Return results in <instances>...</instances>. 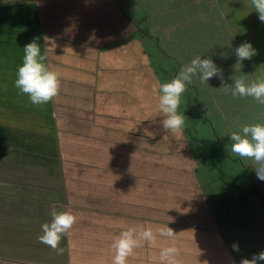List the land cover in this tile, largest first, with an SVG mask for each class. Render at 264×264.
<instances>
[{"label": "crops", "instance_id": "1", "mask_svg": "<svg viewBox=\"0 0 264 264\" xmlns=\"http://www.w3.org/2000/svg\"><path fill=\"white\" fill-rule=\"evenodd\" d=\"M216 2L233 38L234 70L247 83L264 79V22L251 0ZM139 34L118 0H0L1 251H43L48 264H112L122 231L168 225L174 237L141 242L127 264H166L160 253L168 247L177 250L176 264H240L197 179L186 135H176L185 148L174 154L184 164L146 160L161 156L146 150L150 136L173 135L163 129L161 83ZM33 40L61 81L40 106L14 87ZM245 42L257 54L237 63L235 49ZM53 209L76 217L62 254L38 240Z\"/></svg>", "mask_w": 264, "mask_h": 264}, {"label": "rangeland", "instance_id": "2", "mask_svg": "<svg viewBox=\"0 0 264 264\" xmlns=\"http://www.w3.org/2000/svg\"><path fill=\"white\" fill-rule=\"evenodd\" d=\"M216 1L118 0L122 12L139 30L137 36L141 37L150 66L161 84L174 79L182 67L198 56L212 59L222 69L225 84L232 85L237 78L245 80V72L240 76L234 70L233 38ZM220 88V78L213 77L207 83H201L197 74L192 83L186 85L178 111L185 115L182 132L187 144L197 160H202L197 179L226 242L241 262L264 251V208L252 189L254 183H259L262 188L264 184L258 178L253 181L252 160L231 153L229 135L242 132L245 125H264V105L252 97H234L231 89L224 91ZM178 138L150 136L144 142L146 150L161 156L147 157L146 160L162 166L184 164L182 157L174 158L175 152L181 154L185 148ZM205 156H209V160H204ZM3 233L2 230L0 235ZM234 244L238 245V251L233 249ZM26 251L19 257L1 251L0 259H13L23 264H48L46 252Z\"/></svg>", "mask_w": 264, "mask_h": 264}, {"label": "clouds", "instance_id": "3", "mask_svg": "<svg viewBox=\"0 0 264 264\" xmlns=\"http://www.w3.org/2000/svg\"><path fill=\"white\" fill-rule=\"evenodd\" d=\"M255 11L259 14V20L264 22V0H251ZM23 63L18 67L14 81V87L19 94L26 95L29 102L34 106L49 103L60 91L61 81L59 73L50 69L47 64V53L41 50L40 44L33 40L23 47ZM237 63L250 60L254 57L256 49L249 42L242 43L235 49ZM199 74L201 83H207L209 79L218 77L221 79V90L231 89L232 95L239 97H252L259 104L264 105V79L246 83L243 78L233 80L232 85L223 81L222 69L218 68L210 58L201 59L200 56L193 59L190 64L184 66L178 75L169 82L160 85L158 107L163 115L162 126L171 135H179L185 123V115L180 114L178 109L181 95L186 90V85L192 83L194 76ZM231 153L241 159H250L254 162V171L257 178L264 181V125L254 124L242 127V132H232L230 135ZM51 222L42 225V235L38 237L40 243L55 250L58 254L63 253L60 247L62 237L68 233L76 222V217L67 211L51 212ZM157 235L161 237H174L173 230L168 225L160 226L155 231L152 227L129 228L117 236L111 247L114 250L112 264H127V260L134 254V249L141 242L156 243ZM238 251V245H233ZM177 250L168 247L161 251V261L166 264H176ZM264 262V251L254 254L251 259H242L240 264H259Z\"/></svg>", "mask_w": 264, "mask_h": 264}, {"label": "trees", "instance_id": "4", "mask_svg": "<svg viewBox=\"0 0 264 264\" xmlns=\"http://www.w3.org/2000/svg\"><path fill=\"white\" fill-rule=\"evenodd\" d=\"M184 134V133H183ZM193 155H194V159H195V161L197 162V164H198V166L200 167V165L202 164V160H201V162H199L198 160H197V158H196V155L193 153ZM206 157V158H205ZM204 157V160H206V159H208L209 160V156L207 157V156H205ZM201 159V158H200ZM252 189H254L255 190V192L257 193V195H258V198L260 199V201H261V203H262V206H263V208H264V188H262L261 187V185H258V184H253V188Z\"/></svg>", "mask_w": 264, "mask_h": 264}]
</instances>
